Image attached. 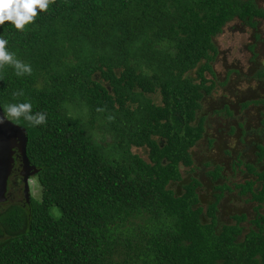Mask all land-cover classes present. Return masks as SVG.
I'll return each mask as SVG.
<instances>
[{
    "label": "trees",
    "instance_id": "16d2710c",
    "mask_svg": "<svg viewBox=\"0 0 264 264\" xmlns=\"http://www.w3.org/2000/svg\"><path fill=\"white\" fill-rule=\"evenodd\" d=\"M234 20L253 30L251 67L221 76ZM262 23L258 0H51L24 30L0 26V104L41 188L26 202L10 184L0 264H264Z\"/></svg>",
    "mask_w": 264,
    "mask_h": 264
},
{
    "label": "rangeland",
    "instance_id": "374dc122",
    "mask_svg": "<svg viewBox=\"0 0 264 264\" xmlns=\"http://www.w3.org/2000/svg\"><path fill=\"white\" fill-rule=\"evenodd\" d=\"M259 4L262 5L264 7V0H258ZM260 29L262 30L263 34H264V23L261 24ZM252 29L249 27H241L240 26V22L239 20H234L231 22V24H229L227 27H225L223 29V32L216 37V42L219 46L220 49V54L215 62V69L218 71V73L221 74V76H224L225 72H226V68L231 66V67H237L239 70L243 71V73H247L248 69L251 67V63H250V58H251V51L247 48V45L249 43L252 42ZM262 51H264V44L261 43L258 47V52L259 54H262ZM258 61L264 65V54L261 55L258 58ZM235 75V74H233ZM236 76V75H235ZM252 87L256 86V82H252ZM247 85L246 84H241L240 86L237 87L238 90H246L247 89ZM215 93V97L216 99H218L220 96H222L226 91L225 88H217ZM238 95H241L240 92H237ZM234 97L232 98L233 101L236 100V95L233 94ZM250 113V123L252 125L257 124L258 121L257 119V115H256V111H254L253 109L249 112ZM225 123L226 121H222L217 119L216 123L214 124L212 130L210 131V133H215L216 129H222L225 127ZM95 135L100 139V137H102L103 135H101L100 132H95ZM237 139L235 138H229L228 139V145H233L235 146V148L242 150L243 149V145L242 144H237ZM135 151L139 152V154H143L144 150H139V149H134ZM196 151H198L197 153L199 154L196 157V164L198 166L203 165L201 163V160H203V157H208V155L205 156V154H203L201 152V148L200 146L196 148ZM211 154L213 155L214 159H218L222 160V156L220 155L221 153L217 150V149H213L211 151ZM246 157H248L249 159H251V161L254 158V154L252 152L251 149L247 150L246 154L244 155ZM201 159V160H200ZM225 167L224 170L225 172L230 175V176H234L233 180L235 181H240L243 179V176L245 175V173L240 174L239 171L236 172L235 174L232 173L231 168L229 163L226 164L224 163ZM185 171V169H183V172ZM37 181L35 179L32 180L31 183V192H32V196H37L38 198L41 197V188L39 186L38 183H36ZM250 205V204H248ZM226 207V211L227 213H223V215H225V217H228L229 215H227L228 213L233 212V209H235L237 207L234 206V202H228L224 205ZM245 206V204L243 205ZM252 207V204L250 205ZM250 214L252 215V209H249ZM250 215V216H251ZM250 216L248 217V219L250 218ZM228 221H231V219L228 217ZM245 227H249L251 226V224H249V222H245L244 224Z\"/></svg>",
    "mask_w": 264,
    "mask_h": 264
},
{
    "label": "water",
    "instance_id": "95a60500",
    "mask_svg": "<svg viewBox=\"0 0 264 264\" xmlns=\"http://www.w3.org/2000/svg\"><path fill=\"white\" fill-rule=\"evenodd\" d=\"M27 142L26 129L9 120L0 104V203L7 199L8 179L15 165L14 156L20 160L23 194L26 202H29L28 180L38 170L27 157Z\"/></svg>",
    "mask_w": 264,
    "mask_h": 264
},
{
    "label": "clouds",
    "instance_id": "9594fccd",
    "mask_svg": "<svg viewBox=\"0 0 264 264\" xmlns=\"http://www.w3.org/2000/svg\"><path fill=\"white\" fill-rule=\"evenodd\" d=\"M50 2L51 0H0V26L4 25L7 21L11 22L17 30H24L25 26L33 22L34 18L37 16V10L39 9L40 11H46ZM6 44L7 41L3 38H0V58H2L4 61H9L11 60V56L5 51ZM25 107L29 106L26 105ZM43 119L44 117L41 116L40 121L37 122L39 123L43 121ZM32 180L33 176H31L28 180L29 197L32 195ZM9 182L10 181L8 179V186Z\"/></svg>",
    "mask_w": 264,
    "mask_h": 264
},
{
    "label": "flooded vegetation",
    "instance_id": "af4514ba",
    "mask_svg": "<svg viewBox=\"0 0 264 264\" xmlns=\"http://www.w3.org/2000/svg\"><path fill=\"white\" fill-rule=\"evenodd\" d=\"M19 164H20V161H19ZM16 168L17 167H15V169L12 171L11 175L9 176V181L11 180V183L9 182L7 195H12V193H14V189L10 187V184L14 185L16 180L22 181V176L20 175L21 168L20 167L19 169H16Z\"/></svg>",
    "mask_w": 264,
    "mask_h": 264
}]
</instances>
